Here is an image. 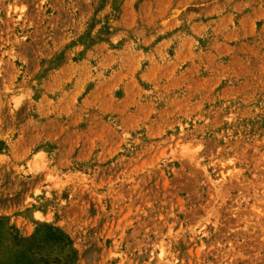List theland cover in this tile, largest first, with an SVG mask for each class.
Here are the masks:
<instances>
[{
	"label": "rangeland",
	"instance_id": "1",
	"mask_svg": "<svg viewBox=\"0 0 264 264\" xmlns=\"http://www.w3.org/2000/svg\"><path fill=\"white\" fill-rule=\"evenodd\" d=\"M0 264H264V0H0Z\"/></svg>",
	"mask_w": 264,
	"mask_h": 264
}]
</instances>
